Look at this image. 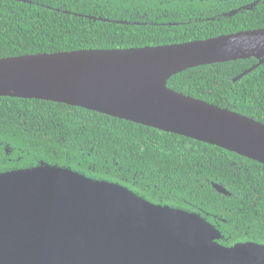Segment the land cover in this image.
<instances>
[{
    "label": "water",
    "instance_id": "water-1",
    "mask_svg": "<svg viewBox=\"0 0 264 264\" xmlns=\"http://www.w3.org/2000/svg\"><path fill=\"white\" fill-rule=\"evenodd\" d=\"M252 57L258 63L234 81L264 63V27L170 44L0 57V96L83 107L264 164V122L168 86L189 68ZM222 238L201 213L152 202L119 182L52 164L0 172V264H264V243L225 245Z\"/></svg>",
    "mask_w": 264,
    "mask_h": 264
},
{
    "label": "trees",
    "instance_id": "trees-1",
    "mask_svg": "<svg viewBox=\"0 0 264 264\" xmlns=\"http://www.w3.org/2000/svg\"><path fill=\"white\" fill-rule=\"evenodd\" d=\"M180 1L0 0V57L204 37L196 22L177 23L186 20L179 8L188 4ZM241 17L242 30L264 27V2ZM257 61L189 68L168 86L264 122V63L234 81ZM0 146L14 168L52 164L119 182L152 202L201 213L221 229L225 245L264 243V164L218 145L83 107L0 96Z\"/></svg>",
    "mask_w": 264,
    "mask_h": 264
},
{
    "label": "flooded vegetation",
    "instance_id": "flooded-vegetation-1",
    "mask_svg": "<svg viewBox=\"0 0 264 264\" xmlns=\"http://www.w3.org/2000/svg\"><path fill=\"white\" fill-rule=\"evenodd\" d=\"M164 1L176 2L178 0ZM180 2L188 4L179 8L186 13L183 17L186 20H181L177 23L186 25L190 22H196L194 24L195 28H199L200 35L202 32L205 35L199 39H206L241 31L240 26L244 23V17L241 16L247 12L256 10L264 0H181ZM207 10L210 14L205 13ZM165 17L168 16L165 14ZM201 23H206V25L200 26L199 24ZM1 149L0 172L14 169L17 164L14 161L15 159L11 157L12 153L5 150L3 146H0Z\"/></svg>",
    "mask_w": 264,
    "mask_h": 264
}]
</instances>
